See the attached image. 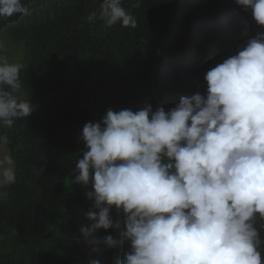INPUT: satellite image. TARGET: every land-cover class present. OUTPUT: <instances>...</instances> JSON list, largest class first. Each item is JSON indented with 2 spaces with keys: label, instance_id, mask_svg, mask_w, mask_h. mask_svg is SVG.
<instances>
[{
  "label": "clouds",
  "instance_id": "clouds-1",
  "mask_svg": "<svg viewBox=\"0 0 264 264\" xmlns=\"http://www.w3.org/2000/svg\"><path fill=\"white\" fill-rule=\"evenodd\" d=\"M98 3L106 28H137L123 0ZM199 9L185 6L186 13ZM28 14L24 0H0V18ZM87 19L94 22L96 14ZM217 28L231 40L249 39L235 55L219 53L218 44L211 53ZM187 32L192 35L182 37L176 58L207 71L199 82L186 85L188 74L176 63L161 79L149 75L141 85L153 91L174 87L173 98L151 97L154 105L149 98L135 111L110 108L80 129L87 150L76 161L71 184L90 189L91 209L78 242L97 255L102 246L128 244L119 264H264V0H232L219 24L210 15L193 17ZM22 67L0 54L4 127L34 111L30 99L19 98ZM8 144L0 134V197L17 182ZM113 210L123 219H113ZM122 225V240L97 236Z\"/></svg>",
  "mask_w": 264,
  "mask_h": 264
},
{
  "label": "trees",
  "instance_id": "trees-1",
  "mask_svg": "<svg viewBox=\"0 0 264 264\" xmlns=\"http://www.w3.org/2000/svg\"><path fill=\"white\" fill-rule=\"evenodd\" d=\"M231 1L123 0L136 16L135 29L119 24L106 28L99 19L98 0H24L28 15L0 18V36L25 43L24 55L19 56L21 90L34 108L30 117L12 127L0 125L17 175L6 198L0 197V235L9 238L0 264H89L91 259L119 264L130 250L128 244L116 249L102 246L97 255L78 242L77 214L88 208L86 194L71 184L76 161L87 150L80 129L93 119L99 122L110 108L135 111L139 104L154 105L151 97L173 98L174 87L153 91L141 85L149 75L161 79L176 63L188 74L186 85L192 79L199 82L207 71L193 70L176 58L185 43L182 37L192 35L187 24L207 15L219 24ZM192 4L200 6L199 12L186 13L185 6ZM92 13L97 19L89 23ZM214 34L218 42L211 53L218 44L219 53L227 56L235 55L249 39L231 40L222 28ZM206 55L211 59L208 51ZM112 216L123 219L115 210ZM123 231V225L119 231L101 230L98 238L112 235L122 240Z\"/></svg>",
  "mask_w": 264,
  "mask_h": 264
},
{
  "label": "rangeland",
  "instance_id": "rangeland-1",
  "mask_svg": "<svg viewBox=\"0 0 264 264\" xmlns=\"http://www.w3.org/2000/svg\"><path fill=\"white\" fill-rule=\"evenodd\" d=\"M0 43H2V45H3V47L0 48V54L5 55L8 58L10 63H19L20 62L19 56L21 55V57H23V55H24L25 43L14 42L5 34L0 36ZM19 98L23 99V100H28L26 93H24L22 90L19 93ZM30 102L32 104L31 99H30ZM6 150L12 154V152L10 151V149L8 147ZM3 151L4 150H0V154H2ZM76 187L83 194H86V191L90 190V189H85L82 185H76ZM2 198H6V195L3 196ZM84 201H85V205L88 208L86 209L85 212H81V213L77 214V217L79 220V225L87 223L86 214L91 209V202L88 200V198L85 199ZM79 205H80V203L78 202L74 206H79ZM97 236H98V234H97ZM8 244H9V238L6 236L0 235V253H2V252L8 253Z\"/></svg>",
  "mask_w": 264,
  "mask_h": 264
},
{
  "label": "bare ground",
  "instance_id": "bare-ground-1",
  "mask_svg": "<svg viewBox=\"0 0 264 264\" xmlns=\"http://www.w3.org/2000/svg\"><path fill=\"white\" fill-rule=\"evenodd\" d=\"M11 151V150H10ZM12 152V151H11ZM12 156H13V154H12Z\"/></svg>",
  "mask_w": 264,
  "mask_h": 264
}]
</instances>
